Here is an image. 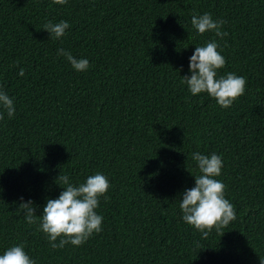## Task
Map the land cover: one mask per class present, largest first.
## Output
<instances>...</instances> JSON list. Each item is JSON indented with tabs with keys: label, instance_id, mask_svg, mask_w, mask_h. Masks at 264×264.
Here are the masks:
<instances>
[{
	"label": "trees",
	"instance_id": "obj_1",
	"mask_svg": "<svg viewBox=\"0 0 264 264\" xmlns=\"http://www.w3.org/2000/svg\"><path fill=\"white\" fill-rule=\"evenodd\" d=\"M204 12L226 21L223 39L192 28ZM49 20L68 21L60 40L43 29ZM213 39L220 74L246 79L228 108L181 82L195 45ZM57 48L88 58V70H73ZM0 86L16 106L0 120V252L23 243L36 264L264 260V0H0ZM194 151L222 156L218 179L235 210L207 237L179 209L198 174ZM97 171L110 182L102 231L51 248L20 198L40 215L63 190L60 175L79 183Z\"/></svg>",
	"mask_w": 264,
	"mask_h": 264
},
{
	"label": "clouds",
	"instance_id": "obj_2",
	"mask_svg": "<svg viewBox=\"0 0 264 264\" xmlns=\"http://www.w3.org/2000/svg\"><path fill=\"white\" fill-rule=\"evenodd\" d=\"M57 4H66L67 0H53ZM226 21L214 19L204 12L193 14L192 28L203 35L214 32L216 37L223 39L227 32L222 30ZM70 28L68 21L49 20L43 29L50 34V38L60 40ZM58 57H63L77 72L87 71L90 62L86 57H76L65 48H57ZM226 64L218 40H209L205 44L196 46L189 57L188 70L190 75L182 76V83L193 95L206 93L215 99L222 108L230 107L246 90V79L234 72L220 74L219 70ZM19 76L25 75L21 67ZM16 113L15 98L0 86V120L6 115L14 118ZM198 174L194 176V185L185 188L180 194L179 209L184 223L199 231L202 237H207L215 230L220 232L235 219L233 204L225 195V185L218 177L222 174V156L213 152L203 154L199 151L191 153ZM58 183L62 191L56 198H48L43 205L42 212L37 215V208L31 199L20 198L19 208L28 224H36L37 231L42 232L50 247L63 248L66 245L80 246L93 234L102 231L104 217L97 212L100 199H108L110 188L108 177L102 172L85 177L83 182L73 183L65 174L59 176ZM0 264H36V261L25 250L23 243L12 244L0 252ZM260 264H264L261 259Z\"/></svg>",
	"mask_w": 264,
	"mask_h": 264
}]
</instances>
